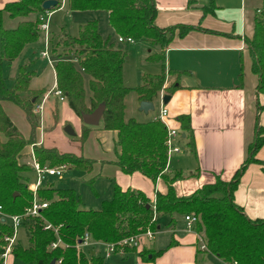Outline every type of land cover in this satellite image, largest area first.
I'll return each instance as SVG.
<instances>
[{
    "label": "trees",
    "instance_id": "trees-1",
    "mask_svg": "<svg viewBox=\"0 0 264 264\" xmlns=\"http://www.w3.org/2000/svg\"><path fill=\"white\" fill-rule=\"evenodd\" d=\"M49 0H7L0 9V256L5 253L6 237H13L14 229L7 218L24 216L32 208L34 196L28 175L34 170L31 155L25 150L33 146L34 158L42 167L67 166L87 174L93 171L94 161L71 153H60L56 148L38 146L40 115L37 104L48 92L47 88L32 90L30 83L34 72L21 67L14 84L9 88L4 78V65L19 59L26 48L40 42L42 26L47 12L42 9ZM51 12L62 7L63 0ZM72 12L101 11L108 14V23L115 35L145 42L150 49L166 47L176 30L184 36L195 27L176 26L161 29L156 26L158 13L156 0H67ZM4 14L12 20L21 19L14 29L4 28ZM34 16V20H29ZM52 41V39H51ZM252 72L258 78V97H264V0L255 15L254 34L247 39ZM54 71L56 88L74 114L81 119L92 114L100 105L106 110L101 130L117 133V165L126 175L140 173L153 183L163 179L165 193H156L151 200L145 193L123 190L114 185L113 198L102 202L101 210L82 209L81 195L73 189L44 186L37 193V202L47 204L39 216L27 218L30 246H14L11 254L23 264H104L105 257L93 251L97 244L118 245L120 242L158 230L157 217L170 219L169 227L178 224V218L192 215L198 219L196 234L211 253L226 264H264V220H251L234 201L246 167L256 163L257 153L264 146V126L259 115L264 111L260 98L256 103L258 118L253 142L248 147L245 163L231 181L218 178L213 184L204 185L188 197H180L174 187L183 179L181 172L167 173L169 161L166 126L159 120L141 123L126 120V97L135 93L138 102L155 103L162 93L172 96L181 88L182 72L166 74L165 55L155 53L149 61L160 65L155 75H143L140 85L127 87L124 83V64L127 54L117 48L112 37L104 38L97 20L89 21L80 28L77 37L66 35L61 42ZM57 53L54 47L52 54ZM89 92V93H88ZM10 102L20 108L29 123L30 136L26 138L6 114L2 103ZM181 135L185 139L192 134L191 119L178 118ZM83 123V121H82ZM92 127L83 123L79 137L83 145ZM29 161V162H27ZM195 175V174H194ZM93 183V182H91ZM50 226L49 229L47 227ZM90 235L92 248H80L85 235ZM59 240L62 244L53 249ZM175 242L172 241L170 247ZM120 249L117 248V252ZM165 250H143L140 257L152 262ZM199 251L201 243L199 240ZM124 254L136 253L135 248H125ZM151 256V257H150Z\"/></svg>",
    "mask_w": 264,
    "mask_h": 264
},
{
    "label": "crops",
    "instance_id": "crops-1",
    "mask_svg": "<svg viewBox=\"0 0 264 264\" xmlns=\"http://www.w3.org/2000/svg\"><path fill=\"white\" fill-rule=\"evenodd\" d=\"M6 2L7 0H4L0 8L4 7ZM156 5L157 27L161 29L176 26L195 27L184 36L176 30L166 47L153 48L150 51L164 53L167 72L183 73L179 82L181 88L171 96L165 107L169 112L168 123L171 128L181 134L178 118L186 115L191 119L192 134L186 140H183L185 136L181 135L179 142L181 150L169 156L167 173H182L183 179L176 181L174 187L180 197H188L204 185L215 183L218 178L231 181L247 160L248 147L253 142L258 118L256 103L260 98L264 104V97H258V78L252 72V59L246 40L253 37L255 15L262 6V0H156ZM112 32L114 33L113 30ZM108 37L113 38L110 34L104 38ZM113 41L119 48L118 44L121 43L118 42L115 33ZM40 42L46 43L45 34ZM128 45L133 46L135 43ZM144 46L149 48L146 43ZM159 73L155 68L154 74ZM54 76L55 83L53 88L48 90L45 103L49 101L51 95L49 92L56 87L55 71ZM124 83L127 87L134 88L127 85L125 71ZM140 83L141 77L137 81V84ZM162 95L165 96L164 93ZM43 99L36 106L40 121L43 110L39 112L38 107L41 104L45 105ZM58 100L61 101L60 98H57ZM61 102L73 113L71 118L76 126L74 131L78 130L80 137L83 129L81 119L65 101ZM56 103L52 106L55 120L58 117ZM4 104L9 105L8 109L12 115L6 114L14 124L15 121L22 124V129L19 126L17 128L29 138L31 130L24 112L13 103L3 102L2 105ZM157 104L162 107L161 100H158L154 103L153 112L156 111ZM136 105L135 115L138 117L143 115V120H148L141 123L152 121L157 116L155 114L151 118L153 112L147 114L141 112L137 96ZM125 117L126 120L137 121L135 117L127 118V107ZM258 120L259 124L264 126V111ZM42 131L39 132L38 145L54 148L45 145ZM116 144L117 133L101 130L99 125L92 127L86 143L83 145L80 143L78 151L71 153L94 161L93 171L87 174L89 182L97 183L99 179H105L113 183V193L114 185L117 184L124 191L128 189L141 191L153 201L156 193L166 192L167 185L163 179L153 183L140 173L124 174L116 164L118 153ZM32 148L33 146L28 147L25 154L32 155L34 152ZM57 150L60 153H70ZM256 158L258 162L246 167L234 193V201L251 220H264V146ZM31 173L35 174L36 181L35 171ZM0 220L3 221V218L0 217ZM157 221L158 230L154 239L141 240L142 245L136 253L105 257L104 246L95 245L93 249L96 248L95 253L100 251L99 254L105 257L104 264H226L211 253L199 251V236L194 229L187 228L184 219H178V224L171 227L168 226L170 219L167 217L159 216ZM17 240L18 234L16 242ZM172 241L175 245L170 247ZM143 250L165 251L154 261L144 262L140 257ZM15 261L12 254L6 259L0 256V264H16Z\"/></svg>",
    "mask_w": 264,
    "mask_h": 264
},
{
    "label": "rangeland",
    "instance_id": "rangeland-1",
    "mask_svg": "<svg viewBox=\"0 0 264 264\" xmlns=\"http://www.w3.org/2000/svg\"><path fill=\"white\" fill-rule=\"evenodd\" d=\"M4 0H0V7L3 5ZM3 8V7H2ZM0 8V9H2ZM47 23L49 25V50H50V58H43L41 52L45 49L46 43L40 42L35 45H30L26 48L23 55L17 59L15 62L11 64L4 65V78L6 79V84L9 88H11L19 75V70L21 67H28V71L34 72L32 75V80L30 83V88L33 90H40L43 87H47L48 90L53 88L55 83L54 76V66L57 63L58 55L63 53V47L61 42L64 40L66 35L71 37H77L79 35L80 28L84 26L89 21L97 20L99 23V29L101 34L104 37H107L109 34L113 36L114 33L109 26L108 23V15L106 12L101 11H85V12H72L67 6V0H63L62 7L57 11L47 13ZM35 17L31 16L29 20H34ZM22 21L21 19L12 20L9 18L8 14H4V28L6 29H14L16 28L18 22ZM41 36H44L42 33ZM53 36V37H52ZM42 38V37H41ZM112 38V40H113ZM118 38V36H116ZM52 39V41H51ZM135 45L130 46L128 44H118V47L123 50L127 54V58L124 65L125 71V79L128 86L137 87V81L142 79L143 75H155L154 70L157 68L158 73L160 71V67L149 61V57L154 55V52H150L151 49L145 47V43L143 41H135ZM57 49V53L52 54L53 48ZM1 53V46H0ZM54 65V66H53ZM157 66V67H156ZM167 77L168 72L166 71ZM142 75V76H141ZM134 85V86H132ZM52 92V91H51ZM50 93V92H49ZM89 93V92H88ZM48 92L45 94V96ZM58 96L54 94L50 95L49 101L43 105L42 120L40 121V128L43 130L41 134L44 135V140L46 141L45 145H49L56 149L65 152H76L78 151V145H80L79 141V131H74L76 133L75 136H70L66 133L65 129L68 126H71L74 130H76V126L74 124L71 115L73 114L71 111H68L65 107L64 103L61 101H57ZM57 102V103H56ZM56 103L58 105V117L55 120L52 114V106ZM136 94L130 93L127 97L126 107H127V118L135 117L137 121H148L143 120V115H135L137 112L136 108ZM6 113L9 112V105L4 104L3 106ZM162 107H159L157 104V109L155 112L151 114V118L156 114L157 116L160 114ZM39 111V110H38ZM70 112V113H69ZM38 114V112H36ZM75 118V115H73ZM15 121V120H14ZM18 121V120H17ZM16 127L23 128L20 122H16ZM101 126V124H100ZM21 131V130H20ZM38 130L39 132H41ZM23 133V132H22ZM34 147L32 148L33 151ZM33 153V152H32ZM32 156V155H31ZM33 159V158H32ZM33 162V161H32ZM30 178V182L33 184L35 181V174L30 173L28 175ZM47 184L44 186H53L59 189H73L77 191L82 198V209H91V210H101L102 202L108 201L113 198V183L105 180L99 179L97 183H91L87 179V173L78 171L74 168H68L61 179L56 177L48 178ZM31 184V185H32ZM43 186V187H44ZM179 220L183 219V217H179ZM7 222L11 223V219L7 218ZM18 240L15 243V246H21L24 248H28L30 246L29 238V223L24 221L21 227L17 230ZM93 249V248H92ZM97 249L94 248L93 251ZM98 251L97 254H99ZM16 264H23L19 261H15Z\"/></svg>",
    "mask_w": 264,
    "mask_h": 264
},
{
    "label": "built area",
    "instance_id": "built-area-1",
    "mask_svg": "<svg viewBox=\"0 0 264 264\" xmlns=\"http://www.w3.org/2000/svg\"><path fill=\"white\" fill-rule=\"evenodd\" d=\"M47 19H42V21H44V24L42 26V32L45 34L46 36V46L45 49L41 52V55L43 58H50V50H49V25L47 23ZM118 42L121 44H133L135 42V40H133L132 38H123V37H118ZM51 94L53 93L55 96H58L60 98L61 101H65L64 96L62 95V93L57 90V88L55 87L53 89L52 92H50ZM48 94L44 97V102L47 100ZM163 97L164 95H161V104H162V108L160 111V114L158 116L155 117L154 120H159L161 121L167 129L168 132V139H167V147H168V155L170 156L173 153H178L181 150L180 147V140H181V134L174 130L173 128H171V126L168 123V117H169V112L166 109L165 105L163 104ZM39 112H42L43 110V104L39 105L38 107ZM175 140H179L178 142H176ZM41 145V144H39ZM38 145V146H39ZM32 158H33V166H34V171L36 173V181L31 185V191L33 193L34 196V203L31 209H29L26 213V215L24 216H13L10 217L11 219V223L14 229V235L13 237H6L5 241L8 243V246L5 249V253L2 255L4 259L7 258V256L9 254H11L13 247L15 246V242H16V236H17V230L21 227L22 223L30 217H37L39 216V212L44 209L47 208V204H40L37 202V193L39 191L40 188H42L45 184H47L48 182V178L51 177H56L58 179H61L64 172L68 169L67 166H62L59 168H48V167H44L42 168L35 160L34 158V152L32 153ZM0 217H3L1 214V209H0ZM187 228L189 230L194 229L195 225L198 222V219L192 215H188L184 218ZM50 226L47 227V229H49ZM154 235L155 233L152 231H147L145 234L137 236V237H133L130 239H126L122 242H120L118 245H109V244H97L98 245H102L104 246L105 249V257H109L113 254H124V249L129 247V248H135L136 250L139 249L141 247V240L143 239H147V240H153L154 239ZM200 243H201V250H206V246L204 241L200 238ZM62 244V241L59 240L57 243H54L52 245L53 249L58 248L59 245ZM92 244L90 241V235L86 234L85 235V240L84 242H82L80 244V248H92ZM117 248L120 249L119 252H117Z\"/></svg>",
    "mask_w": 264,
    "mask_h": 264
},
{
    "label": "water",
    "instance_id": "water-1",
    "mask_svg": "<svg viewBox=\"0 0 264 264\" xmlns=\"http://www.w3.org/2000/svg\"><path fill=\"white\" fill-rule=\"evenodd\" d=\"M58 5L57 1L49 0L43 3L42 9L49 13L54 8H56ZM171 100V96L165 95L163 97V104L166 106L169 101ZM140 111L144 113L153 112L155 110L154 103L151 102H142L140 104ZM106 110L105 105H100L92 114L83 115L82 121L86 126L89 127H98L101 124L103 114ZM66 133L70 136H75L76 133L74 132V129L71 126L66 127L65 129ZM3 222H5V219H3ZM51 264H56V261H52Z\"/></svg>",
    "mask_w": 264,
    "mask_h": 264
}]
</instances>
